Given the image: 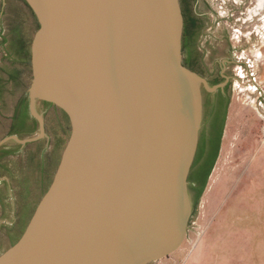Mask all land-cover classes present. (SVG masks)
Listing matches in <instances>:
<instances>
[{
    "label": "water",
    "instance_id": "obj_1",
    "mask_svg": "<svg viewBox=\"0 0 264 264\" xmlns=\"http://www.w3.org/2000/svg\"><path fill=\"white\" fill-rule=\"evenodd\" d=\"M26 1L39 21L30 114L42 133L53 103L71 132L0 264H145L173 252L192 209L187 178L207 87L181 63L177 1L173 36L170 0H38L42 11Z\"/></svg>",
    "mask_w": 264,
    "mask_h": 264
},
{
    "label": "rangeland",
    "instance_id": "obj_2",
    "mask_svg": "<svg viewBox=\"0 0 264 264\" xmlns=\"http://www.w3.org/2000/svg\"><path fill=\"white\" fill-rule=\"evenodd\" d=\"M176 1L182 28L186 17L196 19L197 53L209 68L220 63L213 65L229 80L228 103L218 154L196 203L187 184L193 202L180 245L145 264H264V0ZM31 10L26 0H0V141L10 137L1 147L13 152L0 159V255L23 232L71 132L68 115L50 103L42 133L29 111L26 128L34 125L33 132L8 134L22 98L29 106L30 49L39 27Z\"/></svg>",
    "mask_w": 264,
    "mask_h": 264
},
{
    "label": "flooded vegetation",
    "instance_id": "obj_3",
    "mask_svg": "<svg viewBox=\"0 0 264 264\" xmlns=\"http://www.w3.org/2000/svg\"><path fill=\"white\" fill-rule=\"evenodd\" d=\"M190 18L194 19V17ZM197 28L196 19H194V24L190 26L189 34L185 38H183L184 27L182 28L181 63L184 67L200 76L208 88L214 87V89L210 90L203 83L200 84L201 113L195 151L196 154L197 149L199 150V158L197 164L193 168L191 166L188 174V178L190 174L192 175L193 183L187 178L188 189L189 192H192L193 199L195 191L191 189V186L195 187L197 185L203 165L208 161L214 151L215 144L220 143L222 137L229 87V80L225 79L220 68L217 70L213 65L214 63L220 65V63L214 62L209 68L204 58L197 53ZM183 42L185 43L184 45Z\"/></svg>",
    "mask_w": 264,
    "mask_h": 264
},
{
    "label": "trees",
    "instance_id": "obj_4",
    "mask_svg": "<svg viewBox=\"0 0 264 264\" xmlns=\"http://www.w3.org/2000/svg\"><path fill=\"white\" fill-rule=\"evenodd\" d=\"M185 17H186V15H185ZM193 24H194V19L190 18V17H186V22L184 23V26H183L184 27L183 38L188 36V34H189L188 30H189L190 26H192ZM14 44H17L19 46L18 47L19 48L18 49L19 52H20V50L23 51V46H22L20 38L15 40ZM184 44L185 43L183 42V45ZM28 120H29L28 101H27V98L24 97L20 101V103L18 105V108H15V110L13 112V115L11 117V125L9 127L8 134L9 135H12V134L21 135L24 132L32 133L33 130H34V125H32V127L26 128V123L28 122ZM32 121H34V120L32 119ZM219 144L220 143H216L215 144L214 151H213L212 155L210 156L208 161L203 165V167H202L203 170L201 172V177H200L197 185L195 187L191 186V189H194V191H195L194 203L197 202V200L199 199V197H200V195H201V193H202V191H203V189L205 187L207 178H208V176H209V174L211 172V169H212V167L214 165L215 159H216L217 154H218ZM11 153H13L12 150L8 149L5 146H2L0 148V159L3 156L11 154ZM198 158H199V151H197V153L195 154V160L193 162L192 168L197 164ZM0 166H1V168L4 167L1 162H0ZM188 180L193 183V179H192V175L191 174L189 175Z\"/></svg>",
    "mask_w": 264,
    "mask_h": 264
},
{
    "label": "bare ground",
    "instance_id": "obj_5",
    "mask_svg": "<svg viewBox=\"0 0 264 264\" xmlns=\"http://www.w3.org/2000/svg\"><path fill=\"white\" fill-rule=\"evenodd\" d=\"M33 5L39 10V11H42L41 9V6H40V3L38 0H31ZM170 3H171V12H170V27H171V33H172V36L174 34V29H175V24H176V19H175V12H174V8H173V4H172V1L170 0ZM60 84H61V90L62 93H64L65 95H67L69 97V99L71 100V107L72 109L74 110V114L76 116V119L78 121L79 119V115H78V107L75 103V100H74V97L73 95L70 93V91L66 88V86L62 83V81H60Z\"/></svg>",
    "mask_w": 264,
    "mask_h": 264
}]
</instances>
